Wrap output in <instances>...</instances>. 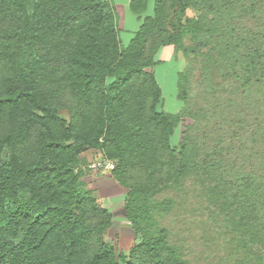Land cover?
<instances>
[{
    "label": "trees",
    "instance_id": "obj_1",
    "mask_svg": "<svg viewBox=\"0 0 264 264\" xmlns=\"http://www.w3.org/2000/svg\"><path fill=\"white\" fill-rule=\"evenodd\" d=\"M129 11L139 25L123 42L110 0H0V264H189L159 222L179 204L166 191L192 193L233 264H264V123L233 159L228 144L199 145L193 124L172 144L185 112L159 109L148 70L160 49L200 55L206 70L216 58L264 109V0H130ZM236 17L262 24L241 30ZM89 149L126 189L128 254L105 240L114 214L81 185Z\"/></svg>",
    "mask_w": 264,
    "mask_h": 264
},
{
    "label": "rangeland",
    "instance_id": "obj_2",
    "mask_svg": "<svg viewBox=\"0 0 264 264\" xmlns=\"http://www.w3.org/2000/svg\"><path fill=\"white\" fill-rule=\"evenodd\" d=\"M148 11L151 12V5ZM195 14L191 8L186 9L187 16ZM122 20L123 18L117 21L120 30ZM233 24L242 30L262 24V21L254 22L236 17ZM121 36L123 42L131 37L128 34ZM184 41L186 45L193 44L190 35L185 36ZM159 53L161 55L156 56L159 62L148 68L154 73L162 91L159 109L173 114L185 112L174 129L172 144L179 143L186 126L193 124L192 135L197 143L206 147L218 143L225 147L228 144L225 153L228 152L230 157L226 154L227 158L233 159L234 152L231 150L240 144L249 149L252 127L256 128L258 124L264 123V109L258 103L261 102L260 91L256 87L254 89L253 85L243 86L236 80L229 65L216 62V58L212 59L211 66L206 70L200 55L192 54L186 58L182 52L166 55V50H163ZM183 70L187 72V76L182 99L178 96L176 82L178 72ZM60 114L68 119L67 110H61ZM263 138L264 135H261L254 143L256 150L262 145L264 147ZM101 160L107 159L95 149L86 150L80 155L81 185L95 196L100 206L109 208L114 214L112 224L105 233V240L117 251L128 254L135 235L128 221L122 218L126 189L111 177L113 165L112 168L98 171L89 167ZM162 195L177 197L179 202L169 214L159 218V222L168 229L171 241L181 247L189 264H233V260L225 255V245L217 225L209 221L207 211L192 193L182 197V194L166 191Z\"/></svg>",
    "mask_w": 264,
    "mask_h": 264
},
{
    "label": "crops",
    "instance_id": "obj_3",
    "mask_svg": "<svg viewBox=\"0 0 264 264\" xmlns=\"http://www.w3.org/2000/svg\"><path fill=\"white\" fill-rule=\"evenodd\" d=\"M117 13H118V19L123 18L122 20V28L120 30V34L124 35V34H128V36L130 37L133 34V31L138 27L139 25V21L136 17V15L132 14L129 11V2L130 0H110ZM120 29V28H119ZM163 50H166V55L171 54V50L168 49H160L157 54H160L159 52H163ZM156 54V56H157Z\"/></svg>",
    "mask_w": 264,
    "mask_h": 264
},
{
    "label": "built area",
    "instance_id": "obj_4",
    "mask_svg": "<svg viewBox=\"0 0 264 264\" xmlns=\"http://www.w3.org/2000/svg\"><path fill=\"white\" fill-rule=\"evenodd\" d=\"M112 165L113 163H111L110 160H101V161H97V162L90 164L89 167L93 169L94 171H98L101 169L112 168Z\"/></svg>",
    "mask_w": 264,
    "mask_h": 264
}]
</instances>
